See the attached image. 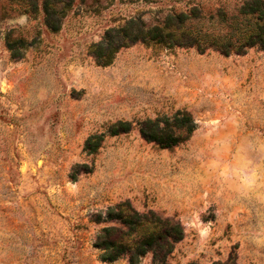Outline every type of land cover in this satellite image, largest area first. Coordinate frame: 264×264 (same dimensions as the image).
Instances as JSON below:
<instances>
[{
    "label": "rangeland",
    "instance_id": "rangeland-1",
    "mask_svg": "<svg viewBox=\"0 0 264 264\" xmlns=\"http://www.w3.org/2000/svg\"><path fill=\"white\" fill-rule=\"evenodd\" d=\"M31 1L0 0V264H126L93 246V219L123 201L180 222L167 264H264V51L138 42L107 66L91 52L126 20L240 0H74L56 32ZM177 111L197 125L186 141L141 137ZM118 121L132 130L109 135Z\"/></svg>",
    "mask_w": 264,
    "mask_h": 264
},
{
    "label": "trees",
    "instance_id": "trees-1",
    "mask_svg": "<svg viewBox=\"0 0 264 264\" xmlns=\"http://www.w3.org/2000/svg\"><path fill=\"white\" fill-rule=\"evenodd\" d=\"M73 2L42 0L45 25L50 31L60 29L62 19ZM31 3L34 6L35 0ZM138 42L169 49L194 48L199 53L214 50L225 56L243 55L250 49L264 51V0H240L231 12L220 9L203 15L196 8L187 12L170 11L155 26L146 25L140 18H132L120 27L107 30L102 39L92 46L91 52L100 65L107 66L121 49ZM138 126L144 140L161 148L183 143L197 127L186 111H177L172 118L164 120L143 121ZM131 130L130 122L118 121L109 127L108 134L117 135ZM100 141L101 136L89 137L85 150L94 153ZM103 215L97 214L93 219L96 225H102L93 246L100 252L99 259L105 263L125 260L126 264H142L143 259L150 255L151 264H167L175 245L184 238L179 221L162 217L151 210L137 211L128 201L108 207ZM227 264H236L233 253Z\"/></svg>",
    "mask_w": 264,
    "mask_h": 264
}]
</instances>
